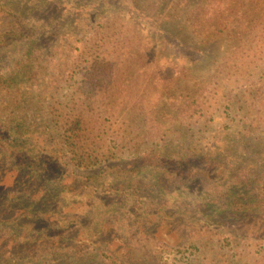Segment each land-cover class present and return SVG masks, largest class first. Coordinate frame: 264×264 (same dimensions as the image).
Returning <instances> with one entry per match:
<instances>
[{
  "label": "trees",
  "instance_id": "obj_1",
  "mask_svg": "<svg viewBox=\"0 0 264 264\" xmlns=\"http://www.w3.org/2000/svg\"><path fill=\"white\" fill-rule=\"evenodd\" d=\"M188 19L202 42L188 57L190 65L149 64L129 84L121 70L134 45L109 50V38L99 30L89 36L69 31L61 43H42L39 32L47 24L33 26L10 4L0 7V56L9 61L0 70V148L19 153L21 166L29 158L54 164L52 172L65 178L59 205L78 213L49 214L33 201L21 207V219L0 220V264H47L48 256L82 264L85 256L99 254L144 264L125 260L100 237L118 236L124 227L126 238L136 240L131 247L148 253L156 241L164 243L155 227L166 221L185 224L189 239L202 241L235 237L216 226L215 217L248 214L264 222V191H257L264 187V166L254 157L243 160L252 165L246 170L234 166V158L226 161L214 145L206 156L212 165H223L222 175L199 164H175L200 155L193 141L175 143L188 120L216 119L219 110L233 116L236 126H253L259 118L257 124L264 125V0H205ZM14 42H23L22 48H10ZM219 42L220 56H208L206 44ZM243 81L254 85L241 96L230 94L227 86ZM126 150L139 152L132 166L113 162ZM44 215L48 224H37Z\"/></svg>",
  "mask_w": 264,
  "mask_h": 264
},
{
  "label": "rangeland",
  "instance_id": "obj_2",
  "mask_svg": "<svg viewBox=\"0 0 264 264\" xmlns=\"http://www.w3.org/2000/svg\"><path fill=\"white\" fill-rule=\"evenodd\" d=\"M204 2L205 0H0V7L4 3L10 4L20 18L28 19L33 26L37 25L40 20L43 24H47L48 27L39 32L42 43H61L63 36L69 31L77 30L78 34L89 36L99 30L107 34L110 42L106 46L109 50L118 51V49H124L126 45H134L130 59L123 62L124 67L121 70L124 80L132 84L138 80L135 76L146 74L148 67L145 66L149 64L155 68H161L168 60L167 64L190 65L188 62H191V59L188 57L196 54L193 48L202 42L194 26L190 24L188 13L192 8ZM129 39L133 41L127 43ZM22 44L23 42H14L10 48L20 49ZM221 46L220 42L218 45L206 44L205 53L210 57L218 58L223 50ZM100 48L104 50L106 47L100 45ZM141 52L144 53L141 54ZM8 62L0 56V70L5 69ZM208 62L209 60L206 59L204 65ZM150 75L156 76L157 74L151 73ZM145 78L147 77L141 79ZM154 78L149 77L148 79L153 81ZM253 85L252 82L243 81L241 84L231 83L227 87L230 88V94L239 96L242 91H246ZM169 87L171 92H174L177 84H170ZM153 91L158 92L156 89ZM158 97V93L155 94V100ZM215 117L216 119L209 117L207 120L204 116L195 123H190L188 120L184 126V137L179 141L176 140L175 143L177 145L182 141H193V148L200 155H188L181 163L175 161L178 168L199 164L212 169L213 173L222 175L220 173L223 165H212L206 156L214 145L218 147L219 153L224 154L222 156H225L226 161L230 158L235 159L234 166L249 170L252 167L249 164L250 160H243L250 157H254L261 166H264V125L257 124L260 118L254 120L256 123L253 126L246 127L251 128L248 133L245 127L235 125L233 116L221 114L218 110ZM206 121L210 123L207 124ZM244 131L246 135L243 134ZM230 153L237 154V158ZM138 155L139 152L136 150H126L113 162L126 167L132 166ZM19 158V153L13 150L5 152L0 148V220L7 217L18 218L21 207L33 201L42 203L49 214L53 212L58 213L57 216L78 214L73 209L69 212L64 211L63 206L61 208L59 205V199L63 194L62 182H65V178L52 172L54 164L48 165L29 158L26 161L28 163L21 166L18 165ZM31 162H33L32 165ZM18 168L21 169L18 170ZM34 169L37 170L35 175L29 176L28 173H24ZM98 169L99 166L94 168V170ZM226 178L224 175L221 179L226 180ZM145 180L142 181L144 184ZM23 184H27V188ZM194 186L192 184V189ZM257 191H264L263 184ZM157 202L160 204L161 200ZM82 215L80 218L86 219V216ZM49 217L46 215L40 217L37 224L47 225L46 220ZM215 221L216 226L233 232L235 237L204 241L189 239V228L185 224L180 222L169 224L166 221L155 227L164 243L156 241L151 252L148 253L138 249L134 250L131 247L136 240L126 238L129 234L126 233L124 227L118 236H102L100 239L112 246L115 252L122 255L125 260L144 264H264V222L248 214L222 215L215 217ZM77 229H80V226ZM80 231L84 235L82 228ZM54 232L50 227L49 236L51 237ZM242 235L252 238L244 240L240 237ZM123 237L129 241L123 242ZM7 239H9L8 236L4 240ZM144 241L141 242V247L144 246ZM0 242H2L1 238ZM98 256L100 258L85 256L82 264H104V262L126 264L121 262L123 260L121 258L119 261L112 262L108 255L99 254ZM46 259L47 264H63V261L56 257L48 256ZM11 264H24V260L19 259Z\"/></svg>",
  "mask_w": 264,
  "mask_h": 264
}]
</instances>
